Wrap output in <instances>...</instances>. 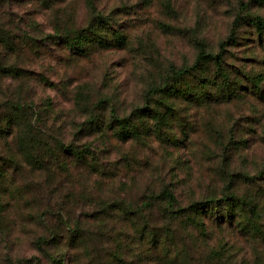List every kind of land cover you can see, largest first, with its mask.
<instances>
[{
  "label": "rangeland",
  "instance_id": "obj_1",
  "mask_svg": "<svg viewBox=\"0 0 264 264\" xmlns=\"http://www.w3.org/2000/svg\"><path fill=\"white\" fill-rule=\"evenodd\" d=\"M88 1H72V24L82 27L100 11L118 31L115 35L121 32L124 38L105 36L90 55L75 57L58 46V38H46L42 56H34L32 64L24 62L28 55L20 58L23 67L46 76L34 83L33 95L53 134L78 138V125L82 129L90 118L121 120L133 109L152 108L131 118L140 133L150 136L113 139L107 157L116 171L112 192L134 205L149 202L140 217L114 219L121 246H134L123 264H264V32L258 29L264 25V3ZM49 18L45 13L36 18L44 36L53 32ZM186 67L194 68L175 74ZM159 86L174 87L161 96ZM120 124L127 126V121ZM98 134L93 132L89 141ZM88 173L91 185L96 176ZM162 190L171 193L173 203H166L167 195L161 198ZM212 198L221 199L213 213L187 214L190 203ZM9 213L1 218L0 264L17 259L51 264L32 239L48 232L55 219L44 217L35 224L13 208ZM91 226L84 228L95 234ZM137 227L144 230L142 239ZM152 232L161 242L143 249ZM85 256L75 248L72 264L87 263Z\"/></svg>",
  "mask_w": 264,
  "mask_h": 264
},
{
  "label": "trees",
  "instance_id": "obj_2",
  "mask_svg": "<svg viewBox=\"0 0 264 264\" xmlns=\"http://www.w3.org/2000/svg\"><path fill=\"white\" fill-rule=\"evenodd\" d=\"M72 1L0 0V225L4 223L1 218L5 219L4 214L6 217L11 215L9 212L12 208L20 211L22 219L28 222L35 223L40 218L51 217L55 221L49 222L48 232L32 239L33 246L47 255L51 264H72L71 252L78 247L86 255L85 264H123L124 254L134 246L129 242L121 246L120 232L113 229L114 219H125L129 215L140 217L141 210L149 202L134 205L129 202L130 199L128 201L126 197L112 192L111 183L116 171L107 165V157L113 139L125 141L132 137L150 136L148 131L140 133L131 118L139 110L150 112L152 108L133 109L127 117L122 118L127 121V126L121 127L122 119L113 117L101 119L102 123L99 119L90 118L87 123L80 124L82 129L78 125V138L73 134L71 137L53 134L52 126L46 124L45 111H41L33 95L34 83L44 82L46 76L35 68L23 67L20 58L21 54H26L28 57L24 62L32 64L34 56H42L39 53L40 45L46 38H52L53 42L58 38V46L73 57L90 55L92 48L103 44L105 36L106 39L112 36L117 41L121 40L123 34L115 35L118 31L100 11L91 14L82 27L72 24ZM258 1L264 3V0ZM86 2L89 3L88 0ZM92 3L88 5L91 9L94 8ZM22 5H30L32 9L25 11ZM16 6H21L19 11L15 9ZM42 13L50 17L51 35H42L37 23L36 18ZM258 29L264 32V25H259ZM86 33L90 35L86 37ZM11 56H15L14 61H10ZM193 68H182L175 74H188ZM173 87L159 86L157 89L160 92L157 93L162 96ZM102 100L99 103L107 101L105 98ZM93 132L99 134L91 142ZM80 136L86 137V141L80 142ZM79 169L83 174H79ZM84 172L96 176L91 185L86 182ZM101 180H104V188ZM166 195V203H173L171 193L162 190L161 198ZM53 198H57V202L53 203ZM220 202L221 199L216 198L204 199L190 203L185 209L190 216H196L203 210L209 214L219 207ZM38 204L40 209H37ZM89 206L93 210L85 212V207ZM181 209L183 207H179ZM77 211H80L79 215ZM86 225H93L91 227H94L95 234L85 230ZM136 231L142 239L144 230L137 227ZM141 242L139 240L137 246ZM160 242L158 234L152 232L142 247L144 249ZM54 253L58 254V258H54ZM20 262L17 259L13 264Z\"/></svg>",
  "mask_w": 264,
  "mask_h": 264
}]
</instances>
